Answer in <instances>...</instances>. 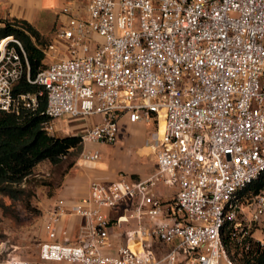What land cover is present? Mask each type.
<instances>
[{"label": "built area", "instance_id": "built-area-1", "mask_svg": "<svg viewBox=\"0 0 264 264\" xmlns=\"http://www.w3.org/2000/svg\"><path fill=\"white\" fill-rule=\"evenodd\" d=\"M62 13L65 24L42 47L54 60L32 78L19 41L0 38V112L37 109L41 91L14 90L23 78L42 86L49 134L62 115L97 114L80 142H113L120 113L129 122L154 117L161 131L153 174L93 181L72 204L69 211L85 220L74 243L59 229L63 200L55 202L42 222L38 259L234 264L221 242L224 223L238 244L252 225H264V184L249 197L238 194L264 173V0H82ZM78 159L93 164L98 152L82 150ZM158 181L174 188L168 200L151 192ZM120 206L114 218L101 211ZM110 228H121L123 238L112 253ZM0 264L30 262L8 255Z\"/></svg>", "mask_w": 264, "mask_h": 264}, {"label": "crops", "instance_id": "crops-1", "mask_svg": "<svg viewBox=\"0 0 264 264\" xmlns=\"http://www.w3.org/2000/svg\"><path fill=\"white\" fill-rule=\"evenodd\" d=\"M80 2L82 0H0V19L24 20L38 32L45 46L55 40L56 30L66 22L67 15L62 13L63 6H73ZM94 38L100 40L98 36ZM56 54L59 55V51ZM100 120L101 117L97 114L78 117L62 115L52 120L50 135L56 138L79 137L84 130ZM116 123L117 133L113 142H80L79 151L72 156L71 165L61 177H58L57 184L51 189L46 186L34 188L31 205L37 209V215L31 217L23 212L22 215L30 218L27 219L29 221L12 225L13 227H9L7 220L0 215V231H8L7 234L13 239L7 250L18 253L19 246L25 243V240H29L31 235H34V239L37 237L38 250L39 243L45 239L42 222L46 212L55 205L58 199L63 200V206L67 211L60 218L59 229L65 231L67 241L76 242L79 235L85 231V220L69 210L74 202L88 196L91 182L108 184L119 179L137 181L155 172L154 142L161 131L160 121L155 122V118L151 117L145 122H129L126 114L120 113ZM89 149L98 152V159L93 164H81L78 159L80 152ZM48 167L49 164L44 161L37 164L33 172L48 175ZM35 169L38 172H35ZM151 192L164 201L174 194V188L158 181L151 188ZM101 211L108 217L114 218L121 213V206L114 210L102 208ZM121 228L109 229L108 239L112 247L106 252L112 253L116 246L123 243ZM57 239H61L60 232ZM37 250L34 259L29 260L30 264H49L38 259Z\"/></svg>", "mask_w": 264, "mask_h": 264}, {"label": "trees", "instance_id": "trees-1", "mask_svg": "<svg viewBox=\"0 0 264 264\" xmlns=\"http://www.w3.org/2000/svg\"><path fill=\"white\" fill-rule=\"evenodd\" d=\"M11 35L16 38L25 53L29 76L45 67V58L38 32L24 20L0 19V38ZM14 90L16 92L35 93L41 91L38 97V107L32 112L22 111L18 116L0 112V215L16 219L18 203L22 210L31 215H37V209L31 205L34 198V188L46 186L53 188L58 177L71 165L72 156L80 149L78 136L56 138L42 129V124L48 117L41 112L44 109V91L42 86L27 83L20 79ZM70 160L63 165L65 159ZM47 162L48 175L34 173L37 164ZM29 179L37 181L31 189ZM264 184V173L241 189V197H249L257 193ZM6 198L8 202H5ZM31 215V216H34ZM249 234L242 243L234 242L229 236V225L224 223L221 232V242L227 255L234 264H264V245Z\"/></svg>", "mask_w": 264, "mask_h": 264}, {"label": "rangeland", "instance_id": "rangeland-1", "mask_svg": "<svg viewBox=\"0 0 264 264\" xmlns=\"http://www.w3.org/2000/svg\"><path fill=\"white\" fill-rule=\"evenodd\" d=\"M43 44H45L44 41H41V44H39L38 46L39 47H43ZM54 59L51 58L50 56L46 55L45 56V61L46 63L47 62H52ZM70 155L65 159V161L63 162V165L66 164V162H68L70 160ZM35 172H38L36 169H35ZM38 182V179L37 181L33 182L31 179H29V186L27 187L29 190L31 189V187L36 184ZM3 200L5 202H8L6 198H3ZM21 204V203H20ZM18 203L17 206H19L17 209H18V217L16 219H13V218H8V217H2L4 218L5 220H7V224L9 225V227H13L12 225H15V224H19V223H23V222H28L29 220L27 219H30V218H26L23 214V210L21 208V205ZM25 213V212H24ZM27 216H31V215H34L33 212L31 215L29 214H25ZM33 217V216H31ZM131 224H133V221L130 222ZM252 231V238H254L255 240L259 241V243L261 245H264V225L262 226H257V225H252L250 227ZM8 231H5V232H1L0 231V260H3L4 258H6V256L8 255H15L16 257H21V258H24L26 260H33L35 255H36V250H37V237H35L36 239H34V235H31V237L29 238V240H25L24 242L25 243H22L20 246H19V252L16 253V252H12V251H9L7 250L8 249V246H9V243L13 241L12 238H10V235L7 234ZM33 238V239H32ZM17 251V250H16ZM30 262V261H29Z\"/></svg>", "mask_w": 264, "mask_h": 264}]
</instances>
